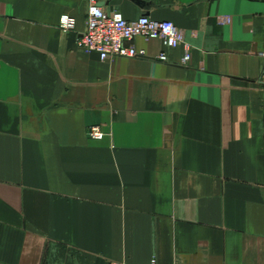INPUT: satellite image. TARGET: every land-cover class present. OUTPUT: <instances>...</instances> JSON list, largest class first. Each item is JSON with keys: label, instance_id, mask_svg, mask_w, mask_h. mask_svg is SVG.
<instances>
[{"label": "crops", "instance_id": "1", "mask_svg": "<svg viewBox=\"0 0 264 264\" xmlns=\"http://www.w3.org/2000/svg\"><path fill=\"white\" fill-rule=\"evenodd\" d=\"M95 1L184 42L104 61L91 0H0V264H264V0Z\"/></svg>", "mask_w": 264, "mask_h": 264}, {"label": "built area", "instance_id": "2", "mask_svg": "<svg viewBox=\"0 0 264 264\" xmlns=\"http://www.w3.org/2000/svg\"><path fill=\"white\" fill-rule=\"evenodd\" d=\"M230 18L222 17L221 23L229 22ZM65 30L74 28L76 20L66 15L62 18ZM137 37L146 39H161L168 47H178L184 42V32L174 22L169 20H155L148 15H141L134 20H127L119 11H108L91 0L86 31L79 39V46L86 52H96L104 61L114 58L143 57L133 40ZM190 57L187 51L184 61ZM160 60H167L165 53L159 55ZM264 80V71L261 76ZM90 134L94 138L103 136L98 126L92 127ZM153 263H156L154 258Z\"/></svg>", "mask_w": 264, "mask_h": 264}]
</instances>
